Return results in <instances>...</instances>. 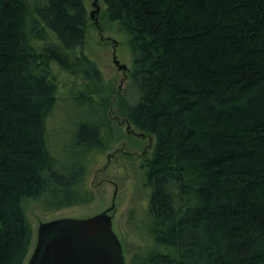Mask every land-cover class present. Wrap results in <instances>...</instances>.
I'll list each match as a JSON object with an SVG mask.
<instances>
[{
  "label": "trees",
  "instance_id": "16d2710c",
  "mask_svg": "<svg viewBox=\"0 0 264 264\" xmlns=\"http://www.w3.org/2000/svg\"><path fill=\"white\" fill-rule=\"evenodd\" d=\"M102 2L126 36L136 90L134 101L118 95L115 115L153 139L142 166L155 249L128 264H264V0ZM88 21L84 0H0V264L31 252L24 199L44 211L92 200L82 159L113 133L108 92L83 53ZM54 69L81 81L73 100L104 94L96 142L70 163L60 156L74 147L56 149L46 129Z\"/></svg>",
  "mask_w": 264,
  "mask_h": 264
},
{
  "label": "rangeland",
  "instance_id": "374dc122",
  "mask_svg": "<svg viewBox=\"0 0 264 264\" xmlns=\"http://www.w3.org/2000/svg\"><path fill=\"white\" fill-rule=\"evenodd\" d=\"M84 2L89 15L94 8L93 0ZM97 2L100 7L97 14L99 27L89 16L83 53L96 64L108 92L112 112L108 123L113 138L112 140L106 138L104 142L96 144V152L91 156L85 155L82 159L87 171L91 170L87 175L86 185L92 194V200L84 205L53 211H44L38 199H24L22 205L32 227V248L41 222L62 217L86 218L113 205L112 211L108 214L112 215V228L122 244L128 263L133 255H143L155 249L145 230L149 189L144 186L145 175L142 166L143 159L151 151L153 139L115 115L118 95H129L127 98L129 101L135 100L136 90L130 85L129 78L131 57L125 34L117 29L115 23L106 21L103 13L104 4L102 0ZM113 58L119 65H124L125 69H120ZM54 72L61 80L58 102L46 119L48 139L58 150L67 148L65 142L74 147L72 151L61 154L60 158L64 163L75 162L81 159L79 150L83 144L96 142L97 136L93 128L101 124V121L97 122L94 118L99 113V107L95 102L104 94H92L91 89L94 87L90 85L89 95L92 102L90 104L83 102L87 93V90L83 89H80L83 95H79L75 101L70 95L76 92L81 81L71 75L65 76L57 69H54ZM65 96L68 97V102L62 100ZM63 129L66 131L65 139L62 136ZM103 145H107V148L97 152Z\"/></svg>",
  "mask_w": 264,
  "mask_h": 264
},
{
  "label": "water",
  "instance_id": "95a60500",
  "mask_svg": "<svg viewBox=\"0 0 264 264\" xmlns=\"http://www.w3.org/2000/svg\"><path fill=\"white\" fill-rule=\"evenodd\" d=\"M89 16L99 26V4ZM114 62L118 64L115 59ZM125 69L124 65H118ZM108 209L86 218L62 217L41 222L26 264H128L122 244L113 231Z\"/></svg>",
  "mask_w": 264,
  "mask_h": 264
},
{
  "label": "flooded vegetation",
  "instance_id": "af4514ba",
  "mask_svg": "<svg viewBox=\"0 0 264 264\" xmlns=\"http://www.w3.org/2000/svg\"><path fill=\"white\" fill-rule=\"evenodd\" d=\"M114 59V58H113ZM115 60V59H114ZM116 64V63H115ZM117 66L119 65V64H116ZM124 122L125 123H127L125 120H124ZM127 124H129V123H127ZM128 127V126H127ZM112 211V209L108 212V213H110Z\"/></svg>",
  "mask_w": 264,
  "mask_h": 264
},
{
  "label": "bare ground",
  "instance_id": "6f19581e",
  "mask_svg": "<svg viewBox=\"0 0 264 264\" xmlns=\"http://www.w3.org/2000/svg\"><path fill=\"white\" fill-rule=\"evenodd\" d=\"M97 27H99V26H97Z\"/></svg>",
  "mask_w": 264,
  "mask_h": 264
}]
</instances>
